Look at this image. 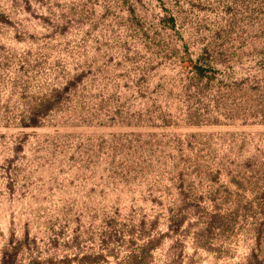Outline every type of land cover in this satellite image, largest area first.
<instances>
[{
    "label": "rangeland",
    "instance_id": "374dc122",
    "mask_svg": "<svg viewBox=\"0 0 264 264\" xmlns=\"http://www.w3.org/2000/svg\"><path fill=\"white\" fill-rule=\"evenodd\" d=\"M11 242L264 264V0H0V264Z\"/></svg>",
    "mask_w": 264,
    "mask_h": 264
},
{
    "label": "trees",
    "instance_id": "16d2710c",
    "mask_svg": "<svg viewBox=\"0 0 264 264\" xmlns=\"http://www.w3.org/2000/svg\"><path fill=\"white\" fill-rule=\"evenodd\" d=\"M200 71L198 72L199 75L203 74V68H198ZM202 70V71H201ZM59 94L58 92H55L50 95L49 97H44L40 103L38 104V107L36 108V111L33 113L31 117L28 118L27 121L22 122L23 127H37L41 125V119L45 118L47 113L53 108L55 103L59 100ZM152 245H154L152 242L150 244L144 245L142 248L141 253L138 256L131 257L130 262L132 264H142L145 261V258L147 257L149 250L152 248ZM16 252L17 247L11 242L8 244V249H6L2 254L1 264H13L14 260L16 259ZM256 259L253 258V261L250 262V264H255Z\"/></svg>",
    "mask_w": 264,
    "mask_h": 264
}]
</instances>
